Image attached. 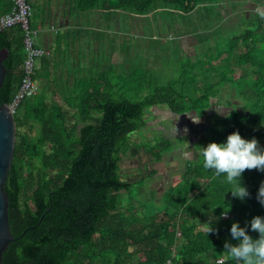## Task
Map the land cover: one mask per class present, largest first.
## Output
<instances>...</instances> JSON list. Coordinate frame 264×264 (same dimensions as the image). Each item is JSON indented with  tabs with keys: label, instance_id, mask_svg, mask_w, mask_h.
<instances>
[{
	"label": "trees",
	"instance_id": "trees-1",
	"mask_svg": "<svg viewBox=\"0 0 264 264\" xmlns=\"http://www.w3.org/2000/svg\"><path fill=\"white\" fill-rule=\"evenodd\" d=\"M263 1L256 7V25L250 24L217 43L215 58L225 57L221 60L224 69L214 76L215 83L206 87L194 84L198 78L193 75L195 66L182 64L180 72L189 69L190 85L196 86L199 94L196 98L183 96L172 83L157 85L147 76L148 69L142 70L130 56V69L100 60L97 78H75L72 89L59 90L65 109L57 102L49 104L44 91L18 104L13 114L14 153L4 183L8 221L13 237L35 227L8 244L1 264H163L167 259L172 264H234L224 252V243H236L229 233L232 222L243 227L254 216L264 217V208L256 198L264 170L245 169L240 182L248 196L243 200L234 198L227 192L231 185L223 175L216 176L203 168L200 147L209 142L221 143L233 131L244 139L255 138L257 146L264 147ZM64 2L83 14L98 10L104 16H162L167 11L189 16L200 6L218 0ZM12 6V0H0V16ZM46 7L31 13L32 28L46 25ZM0 49L8 50L3 61L6 71L0 104H9L23 77L25 51L19 26L0 31ZM47 63L45 57L39 59L35 81L45 76L42 68ZM198 65L211 72L216 69L209 60L208 66L200 59ZM239 68L241 73L236 75ZM224 83L234 88L232 97L238 103L227 101L225 107L231 108L225 112L227 118L224 114L211 121L210 136L195 145L197 159L185 162L178 181L163 191L155 210L146 215L132 210L125 196L133 182L146 183L157 171L147 168L133 182L122 179L120 161L131 149L129 135L150 128L148 120L157 107L175 115H199L209 110L216 88ZM159 137L145 150L156 162L173 149L171 139ZM205 212L213 218L209 224L214 232L206 233L207 224L199 223ZM247 234L253 239L258 236L255 231Z\"/></svg>",
	"mask_w": 264,
	"mask_h": 264
},
{
	"label": "crops",
	"instance_id": "crops-1",
	"mask_svg": "<svg viewBox=\"0 0 264 264\" xmlns=\"http://www.w3.org/2000/svg\"><path fill=\"white\" fill-rule=\"evenodd\" d=\"M235 5H241L243 9H249L252 11L254 10V12L256 9V4L254 5L252 0H218L217 3H214L210 6H200L196 11L189 15H198L202 18L196 22L194 26L190 24L187 25L186 23H182L180 21L171 25V30L169 32V38L171 39L170 46H173V48L178 51V58L183 60L181 64L185 63L195 66L193 75L198 76V78L195 79L193 83L198 86L204 85L201 80L205 78V84L209 85L211 83H215L217 79L214 76L219 75L220 70L224 69L221 64L222 59L214 60L213 66L216 65V69L212 70L213 72H211L210 69H200L197 66L201 51H208L213 45V41L216 43V38L212 37L215 35H210L209 33L217 32V27L219 28L221 22L225 23L227 20L230 21L227 29H232L230 33H234L233 29H236L238 24L243 27L241 30H238V33L244 30L246 26L250 25L244 24L242 17H240L242 22H237L236 19H234L237 16L243 15L241 14L242 11L237 10V7L235 8ZM45 13L47 14V22L46 25L43 26L44 30L36 39V45L37 47L45 49L48 52V54L45 56V59L48 61V63L42 68L45 71V76L39 78L38 82L52 84L51 79L54 76L62 78V80H64L63 83L65 84V88L58 90L55 89L56 91L63 90L68 92L70 89H72L75 78L80 79L81 76L86 74L91 75V77L94 78L98 77L100 60H103L108 64L110 63L112 65H117L120 69L124 67L128 68V63L131 62L129 48H126L127 41H129L131 37H133L136 42L139 40L137 39V35L134 34L136 33L134 31V24H136L137 30L140 32H137L138 35L140 34V39H145L143 30H145L147 35H150L156 28L165 27L161 18L164 16V14L160 16L156 13H149L147 15L117 13L104 16L98 10H92L91 12L83 14L72 10V6L69 3L64 2V0H60L56 7L52 5L46 7ZM206 15L208 16V23H206ZM245 16L246 15H243V18ZM254 17L255 13L253 14L252 18ZM247 19L250 20V18ZM139 23L143 25V28H141V25H138ZM50 26H53V29H50ZM166 32H168L167 29ZM58 36H60V38H58ZM137 45L142 51L144 48L143 43H137ZM169 51L171 52L170 48ZM95 54L101 55L99 58H97ZM67 61L68 63H66ZM60 62H64L65 65L62 66ZM76 64L78 65V70L75 76L73 73L69 72V67L71 66L74 68ZM37 67L40 70L39 61ZM205 72H208L206 77L203 75ZM240 73L241 69L239 68L236 70L235 74L239 75ZM218 88L221 89L222 96L224 92H234V88L229 84L226 85V83L220 85ZM55 90L54 88L50 87V91ZM192 91H196V89L193 88ZM232 95H234V93L228 97H232ZM220 98L214 97L211 99V110L212 107L218 105L217 103L214 104V102H217V100H220ZM157 110L158 112L160 110L162 115H166L167 118L177 117L179 125L174 126L172 131L176 133L178 138L183 137V135L185 136L186 128L184 125L186 123H193L194 125L196 124L192 121L191 114L184 113L175 115L161 107H157L153 111L152 116H157L155 113ZM199 123H202V120H199ZM179 134H182V136L179 137ZM182 144L186 143L182 142ZM157 176L155 174L152 176V179L155 180ZM147 187L153 191V189L156 188V184H153L151 187ZM156 193L157 192H155V194ZM162 194L163 191L161 189L159 196L161 197Z\"/></svg>",
	"mask_w": 264,
	"mask_h": 264
},
{
	"label": "rangeland",
	"instance_id": "rangeland-1",
	"mask_svg": "<svg viewBox=\"0 0 264 264\" xmlns=\"http://www.w3.org/2000/svg\"><path fill=\"white\" fill-rule=\"evenodd\" d=\"M59 1L60 0H49L48 3L47 0H28L29 4L32 7L30 13H35L37 9L42 10L43 5H45L46 7L47 3L49 4V6L52 5L56 7ZM252 1L254 5L256 4L255 7H257V5L261 3V0H252ZM236 7L237 10L242 11L241 14L246 15L244 18L243 15L234 18L236 19L237 22L239 21L242 22L243 20L244 24L256 23V20L252 18L253 14L257 12L256 9L254 12V10L252 11L249 9L248 10L243 9L241 5H235V8ZM240 17H242V20L240 19ZM161 18L166 28L165 27L156 28L155 30H153V32L150 35L149 34L147 35L145 30H143L145 39L139 38L140 34L138 35L137 33L139 32V30H137L136 24H134V31L136 32L134 34L137 35V39L139 40L138 42H136V40L133 37H131L129 41H127L128 46L126 45V48H129V53L132 58V62L134 64H138L142 70L148 69L149 74L147 76H149L157 85L163 86V85H167L168 83H172L173 89L180 92L183 96L196 98V96L199 94L196 91H192V89L196 88V86L190 85L191 76L187 72L189 69L186 68L187 71L184 73L180 72L182 69L181 63L183 60L181 58H178L177 55L178 51H176V49H174L173 46H170L171 39L169 38V34H170L169 32L171 30V25L175 22L180 21L186 23L187 25L190 24L194 26V24L202 18L198 15L182 16V14H180L178 16L177 14L176 15L174 13L170 14L168 12H166L164 16ZM247 18H250V20ZM207 19L208 16L206 15V23H208ZM223 23L224 22H221L219 28L217 27V32L209 33L210 35H215L212 37L216 38L215 39L216 43L213 41V45L209 49L211 52L209 50L208 51L203 50L199 54L200 60L203 61V63L206 62L207 66H208V60L212 65L214 64V60L216 59L214 54L219 47V44L217 43H219L221 39L229 38L231 35L230 31L232 29H227V27L230 24V21L227 20L224 24ZM138 25L139 26L141 25V28H143V25L141 23H139ZM242 28L243 27L238 24V27L236 29H233L234 33L232 34L234 35H232L231 37L235 36V34L238 33V30H241ZM166 29L168 30V32H166ZM35 42H37L36 39ZM137 43L139 44L143 43L144 48L142 49V51L138 47ZM169 48L171 49V52L169 51ZM239 50H241V48L237 47V51ZM100 55L101 54H97L96 57L99 58ZM42 57H45V55ZM42 57H39L35 61V73H36V69H38L37 67L38 61ZM224 57L225 55H223L221 59ZM131 58H130V62H131ZM128 62H129V58H128ZM60 63L62 66L65 65L64 62H60ZM66 63H68V61ZM224 64H227V62H224ZM130 65L133 66L131 63H128V69H130L131 67ZM77 66L78 65L76 64L74 68H72L71 66L69 67V72L73 73L75 76L78 70ZM89 77H91V75L86 74L84 76H81L80 79L87 80L89 79ZM205 79L201 80V82L204 84L203 85L204 87L207 86V84H205L206 83ZM174 81L175 82L179 81L181 82V84H175L173 83ZM35 82L36 85L38 86V92L44 91L43 93L49 104L57 102L58 104H61L63 109H65L64 108L65 105L59 91H56L54 93L50 91V87L54 88V90L65 88L64 87L65 84L63 83L64 80H62V78H58L57 76L56 77L54 76L51 79L52 84H44L38 82V80H36ZM182 84L183 85L185 84V86H183ZM226 85H228V83H226ZM181 88L183 90H180ZM133 89L135 90V88ZM216 89L217 92L215 94L216 95L215 98L221 97L220 98L221 101L217 100V102H214V104L217 103L218 105L212 107V110L210 109L211 108L210 107L209 110H205V112L201 114L199 113V115H197L199 116V120L200 121L202 120V123H196L195 125L193 123H189V124L186 123L184 125L186 128L185 136L183 135V137H181L182 134H179V137L181 138H178L176 136V133L172 131V128L174 126L179 125V122L177 121V117L167 118L166 115L164 114L162 115L160 110H159L160 113L158 112V110L155 111L157 116L153 115L152 117L149 118L148 124L152 125L150 128L148 126L149 129L144 128L135 131L129 135V143L131 144V149L128 151L126 155L122 156V159L120 161L122 179L128 181H132V180L134 181L135 178H137L140 174L144 173L143 171L144 170L146 171L147 168L155 169L157 171L156 176L158 175L155 180L152 179L151 177L146 183L140 181L139 182L132 181L133 185L130 188V192L128 193V195L125 196L127 204H129V207L132 210L136 209L138 213L143 212L144 213L143 215L150 214L151 210H155L154 208L159 205L158 201L161 199V197L159 196L160 190L162 189V191H164L167 187L172 185L174 182L178 181L179 179L178 175L183 172L186 161H195L197 159V154H199L198 153L199 151L194 147L197 148V146H195L196 144H199V142L202 139L208 138L210 136L209 126L211 121H213L216 117L218 118L221 115H224L225 112L231 110L230 107H225V105H227L226 104L227 101L230 100L233 103H238V101L235 100L233 97H228L233 93L232 91L224 92L222 96L221 89L219 88ZM138 91H140V88H138ZM218 112L219 115L217 114ZM151 114H153V111ZM191 115L194 116L193 114ZM161 135L168 139H171L173 145V151L164 153L162 155V159L156 162L154 161L153 157L145 150L146 149L148 150V147L150 145L149 142L153 144L158 138H160L159 136ZM182 142L186 144H182ZM153 184H156V188L153 189L152 191V189L148 188L147 186L151 187ZM155 192L157 193L155 194ZM130 204L132 206H130ZM212 220L213 218L211 217L210 213L205 212L203 217L200 219L199 223L201 226H203L207 223H210Z\"/></svg>",
	"mask_w": 264,
	"mask_h": 264
},
{
	"label": "clouds",
	"instance_id": "clouds-1",
	"mask_svg": "<svg viewBox=\"0 0 264 264\" xmlns=\"http://www.w3.org/2000/svg\"><path fill=\"white\" fill-rule=\"evenodd\" d=\"M224 118H227V113ZM191 119L194 123H199V116L194 115ZM200 155L203 168L212 170L216 176L223 175L231 185L227 192L240 200L248 196L246 188L240 182L242 172L245 169L264 170V147H258L255 138L244 139L236 131L228 134L221 143L209 142L200 147ZM256 198L264 208V181L257 190ZM224 214L226 211L222 213ZM214 231L207 223L206 233ZM248 231H255L257 238L253 239L247 234ZM229 233L236 243L225 241L224 252L234 264H264V217L254 216L243 227L238 222H232Z\"/></svg>",
	"mask_w": 264,
	"mask_h": 264
},
{
	"label": "built area",
	"instance_id": "built-area-1",
	"mask_svg": "<svg viewBox=\"0 0 264 264\" xmlns=\"http://www.w3.org/2000/svg\"><path fill=\"white\" fill-rule=\"evenodd\" d=\"M12 2L13 6L11 10L0 16V26L2 29L19 26L23 32V46L25 51L23 77L12 101L8 104L9 110L14 114L18 104L24 98L38 93V86L34 80L35 61L39 57L46 56L48 52L36 45L35 39L44 30V27L41 24L33 28L30 26V5L26 0H12ZM50 29H53V26H50ZM163 264H172V261L167 259Z\"/></svg>",
	"mask_w": 264,
	"mask_h": 264
},
{
	"label": "water",
	"instance_id": "water-1",
	"mask_svg": "<svg viewBox=\"0 0 264 264\" xmlns=\"http://www.w3.org/2000/svg\"><path fill=\"white\" fill-rule=\"evenodd\" d=\"M2 27L0 26V31ZM8 54L7 49H0V87L3 83L5 75V67L3 61ZM16 128L14 116L8 108V104H0V264L2 253L7 248L10 242L21 237L26 230L35 226L28 227L18 237H13L10 232L8 211H7V194L4 190V183L7 177V172L11 167V162L14 153ZM40 217L38 223L42 220Z\"/></svg>",
	"mask_w": 264,
	"mask_h": 264
},
{
	"label": "flooded vegetation",
	"instance_id": "flooded-vegetation-1",
	"mask_svg": "<svg viewBox=\"0 0 264 264\" xmlns=\"http://www.w3.org/2000/svg\"><path fill=\"white\" fill-rule=\"evenodd\" d=\"M171 151H173V149H172ZM171 151H170V152H171ZM184 161H185V160H184Z\"/></svg>",
	"mask_w": 264,
	"mask_h": 264
}]
</instances>
